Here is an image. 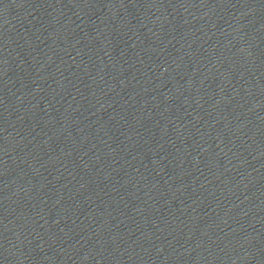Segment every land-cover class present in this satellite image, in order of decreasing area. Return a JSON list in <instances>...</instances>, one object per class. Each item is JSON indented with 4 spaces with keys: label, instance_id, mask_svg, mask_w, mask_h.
<instances>
[{
    "label": "water",
    "instance_id": "obj_1",
    "mask_svg": "<svg viewBox=\"0 0 264 264\" xmlns=\"http://www.w3.org/2000/svg\"><path fill=\"white\" fill-rule=\"evenodd\" d=\"M148 0H0V122L70 73Z\"/></svg>",
    "mask_w": 264,
    "mask_h": 264
}]
</instances>
